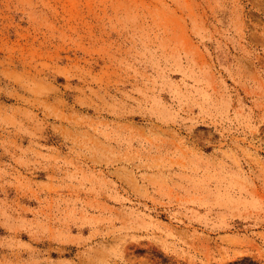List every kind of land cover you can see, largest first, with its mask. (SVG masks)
I'll list each match as a JSON object with an SVG mask.
<instances>
[{
  "label": "rangeland",
  "instance_id": "rangeland-1",
  "mask_svg": "<svg viewBox=\"0 0 264 264\" xmlns=\"http://www.w3.org/2000/svg\"><path fill=\"white\" fill-rule=\"evenodd\" d=\"M0 264H264V0H0Z\"/></svg>",
  "mask_w": 264,
  "mask_h": 264
}]
</instances>
